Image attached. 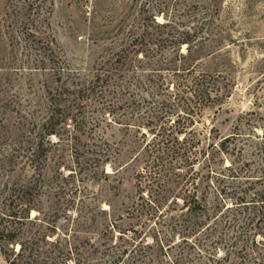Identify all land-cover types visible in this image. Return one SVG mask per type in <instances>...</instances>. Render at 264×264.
Instances as JSON below:
<instances>
[{
	"label": "rangeland",
	"instance_id": "1",
	"mask_svg": "<svg viewBox=\"0 0 264 264\" xmlns=\"http://www.w3.org/2000/svg\"><path fill=\"white\" fill-rule=\"evenodd\" d=\"M133 31H189L196 35L193 41L200 39L192 44L198 61L229 91L197 118L205 135L200 148L207 149L200 160L212 158L213 169L232 164L224 171L223 204L234 206L230 217L246 210L241 220L264 206L258 201L264 194V0H0V187L10 173L3 168L9 149L20 132L29 136L20 121L27 129L29 121L53 116L55 133L44 143L47 184L40 203L44 212L58 213L51 240L59 235L71 245L83 243L78 256L58 264H111L130 240L120 236L133 228L152 243L153 224L143 226L131 215L136 177L145 164L141 133L110 121L113 116L100 111L98 100L59 94L101 67L130 63ZM181 50L186 53L188 44ZM40 60L45 64L37 65ZM226 137V152L209 147ZM96 143L111 146L108 161L93 160ZM211 178L214 183L215 175ZM207 184L202 182L200 190L210 191L212 201L216 194ZM242 195L249 205L236 207ZM38 213L33 210L32 216ZM258 220L253 233L262 242L264 219ZM226 252L221 249L222 258L229 257ZM231 257L225 264L240 263L234 253ZM0 264H9L1 252Z\"/></svg>",
	"mask_w": 264,
	"mask_h": 264
},
{
	"label": "trees",
	"instance_id": "2",
	"mask_svg": "<svg viewBox=\"0 0 264 264\" xmlns=\"http://www.w3.org/2000/svg\"><path fill=\"white\" fill-rule=\"evenodd\" d=\"M153 20L160 25L155 17ZM131 36L130 63L101 67L92 78L77 83L75 89L59 93H83L98 100L100 111L113 116L110 121L136 128L145 143V164L136 177L138 197L131 215L143 226L153 224L152 243L144 241L142 232L135 228L129 230L120 239L126 236L131 241L120 245L111 264H225L231 261L232 253L239 264H264V241L258 242V234L253 233L257 229L255 221L264 219V206L241 220L240 214L246 210L233 212L230 217L234 206L223 204L228 196L224 171L232 164L213 169L212 158L200 160L207 149L200 148L205 135L196 127L197 118L205 108L223 101L229 93L228 86L219 83L198 61L199 55L192 47L200 40L193 41L195 34L133 31ZM185 43L186 53L181 50ZM50 60L57 64L55 59ZM41 64L45 61L40 60L37 65ZM53 119L47 115L39 121H29L27 129L20 121V128L32 139L20 132L3 160L5 172L8 167L10 173L0 187V252L9 264H58L72 255L78 256L83 244L71 245L59 235L51 240L49 237H55L58 230V213L44 212L40 203L47 184L42 172L47 157L44 143L55 133ZM228 138L208 145L216 152H226ZM100 143L91 145L93 160L98 163L108 161L112 154L108 143ZM202 169H207L208 174H203ZM205 181L216 194L212 201L210 191L200 190ZM258 196L264 204V194ZM246 199L247 196H239L235 206H248ZM33 210L39 213L32 216ZM41 213L43 217H39ZM233 232L236 233L230 237ZM222 248L227 249L226 259L220 255Z\"/></svg>",
	"mask_w": 264,
	"mask_h": 264
}]
</instances>
